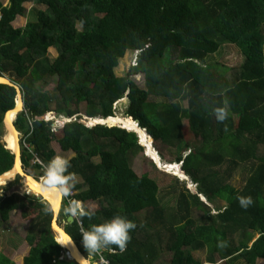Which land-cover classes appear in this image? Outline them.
Segmentation results:
<instances>
[{"label": "trees", "instance_id": "trees-1", "mask_svg": "<svg viewBox=\"0 0 264 264\" xmlns=\"http://www.w3.org/2000/svg\"><path fill=\"white\" fill-rule=\"evenodd\" d=\"M26 2L45 9L15 27L16 18L26 15ZM0 9V76L20 84L25 103L15 121L24 134L23 167L47 166L57 154L54 140L62 150L75 152L69 172L87 188L72 202H84V215L68 221L67 200L61 215L87 257L96 264L101 255L109 264H256L264 259V0H9L7 5L0 0ZM225 44H235L244 56L232 77L228 67L208 61ZM51 47L58 51L55 58ZM128 51L138 52V63L117 76ZM134 72L144 74L145 86ZM55 76L58 85L46 89ZM17 97L15 86L0 83V174L15 162L1 138L5 114ZM124 97L126 119L135 124L138 119L156 148L174 147V161L190 177L191 182L177 178L181 188L172 203L162 201L156 179L133 168L131 157L147 150L135 131L84 118L114 115V104ZM218 108L226 113L223 121L216 118ZM76 114L57 132L45 120ZM248 163H253L250 174L238 188L230 180ZM20 176L24 188L40 194ZM241 196L252 203L242 207ZM93 201L99 203L96 210L88 205ZM15 209L31 222L24 264H79L61 257L48 202L28 193L0 196L1 221L8 222ZM116 215L136 224L124 250L111 245L89 256L80 224L87 231ZM0 264L16 262L0 254Z\"/></svg>", "mask_w": 264, "mask_h": 264}, {"label": "rangeland", "instance_id": "rangeland-1", "mask_svg": "<svg viewBox=\"0 0 264 264\" xmlns=\"http://www.w3.org/2000/svg\"><path fill=\"white\" fill-rule=\"evenodd\" d=\"M5 4L9 3V0H2ZM25 6L27 8L26 15H19L16 20L13 22V25L15 27H24L28 19H34L37 17V10L38 9H45V6L43 5H34L33 2H26ZM19 19H23V21L19 22ZM27 19V21H26ZM51 57L55 58L58 56V51L55 47H51L49 49ZM137 54L136 51H128L120 60L119 65L117 66L115 73L117 76H124L129 73V71H132V67H134L137 63ZM243 54L240 51V48H238L235 44H225L220 48V50L212 55L209 56L208 61L209 62H216L222 65L223 67H228L227 70L228 76L232 77L235 69L243 62ZM221 66V67H222ZM132 77L137 81L139 85L145 86V76L143 73H135L132 75ZM58 85V77L55 76L50 81V84L47 86L46 89L53 90V88ZM128 97H124L123 99H119L115 104V117L118 115L122 116L124 119H126V112L128 108ZM81 110L84 109V106H80ZM78 114L74 115L75 118ZM111 115V116H114ZM50 115L49 118L46 116L45 120L51 121V128L54 131L55 126H60V115L58 117ZM85 117V116H84ZM109 117V116H108ZM114 117V118H115ZM127 120V119H126ZM113 123V122H112ZM111 123V124H112ZM123 123V122H122ZM109 124V123H108ZM59 130V128H58ZM57 130V131H58ZM56 131V129H55ZM56 131V132H57ZM23 134V132H21ZM24 138V134H23ZM22 144V140H21ZM53 147L57 151L56 156H58V152H62L61 147L59 143L54 140L52 142ZM161 147L158 149L155 147V144L153 142V147L158 150L161 161L163 163H175V155L176 152L174 150V147H170L167 144L162 143L160 145ZM164 153V155L162 154ZM36 155V154H35ZM75 155V152L72 150L66 151V154H61L60 156H63L67 158L68 160ZM131 164L133 168L136 170L137 173H149L151 177L157 180L161 191H160V197L162 198V201L164 203H172L174 202L175 197H177V190L181 188V184L177 182V178L180 181H188L187 177H181L177 173H175V168H169L165 166L163 168V165L156 163V160L152 159V156H150V152H140L138 154H135L130 159ZM156 161V162H155ZM253 163L243 164L238 168L236 171L234 177L230 180L235 186L238 188L242 187L246 183V179L248 178L250 174V166ZM161 165V166H159ZM175 165V164H172ZM170 166V165H169ZM30 175L32 174L37 180L41 181L44 175L43 170L37 169L35 167H30L26 169ZM14 180H11L6 182L4 185H0V196L5 194H12L14 192H20V193H27L29 192L26 187H23L22 184V176L16 175ZM74 186L71 189L73 193H75L74 188H76L77 184H80V188L77 189H86L87 186L81 185L82 180L78 176H74ZM172 186H175L174 189H171ZM77 191V190H76ZM72 193V192H70ZM69 197V195L67 196ZM216 202V201H215ZM219 204H225L223 201H218ZM88 205H90V209L96 210L99 207L98 202H90ZM218 205V204H217ZM215 212V211H214ZM58 221L60 220L63 225L66 224V221L64 220V217L59 213ZM30 220L26 219L22 215V211L20 209H15L11 212L10 219L8 222H3L0 220V254H5L6 256L10 257L12 260L16 262V264H24V259L26 256H28L31 245L29 244L27 240V232L30 227ZM54 231V230H53ZM55 232V231H54ZM59 240V239H58ZM196 255L199 259L205 260L204 254L201 252H196ZM256 264H264V259L259 258L256 260Z\"/></svg>", "mask_w": 264, "mask_h": 264}, {"label": "clouds", "instance_id": "clouds-1", "mask_svg": "<svg viewBox=\"0 0 264 264\" xmlns=\"http://www.w3.org/2000/svg\"><path fill=\"white\" fill-rule=\"evenodd\" d=\"M5 5H7V4H5ZM215 115H216L217 120L223 121L225 119L226 113L223 109L218 108L215 111ZM52 116L54 117L55 115H52ZM60 116H63V115H60ZM56 117H58V116H56ZM63 117H65V116H63ZM67 118H69V117H67ZM89 118H95V117H89ZM60 127H62V126L61 125L55 126L54 128H56V130H58V128H60ZM22 142H23V139H22ZM145 150H146V148H145ZM146 154H147V152H146ZM34 161L40 163L41 165H44L42 160H40L38 158ZM70 166H71L70 161L63 156H55L52 160H50L48 165L44 166L41 169L44 171V175H42L43 178L41 180L40 191L44 194H50L53 198H58V197L62 196L61 210H62L63 203L65 202V200H67L69 203H68L67 207L64 208V213L66 216H68V217L70 216L71 218L75 219L78 215H84V205L85 204L81 200H78L76 202H72V200L74 199V196L78 192L73 193V191L71 190L74 186L75 180H74V176L69 172ZM27 173H29V172L27 171ZM188 181H190V180H188ZM194 187H195V185H194ZM76 188H78V186H76ZM70 192H72V193H70ZM27 193L30 194V191ZM68 195H69V197H67ZM39 197L42 198V196H39ZM201 197H202V195H201ZM238 199H239L241 206L245 207V208L248 207L252 203L251 197L241 196V197H238ZM80 207H82V208H80ZM61 210H60V213H61ZM88 215L91 216L92 213L89 212ZM68 221H69V219H68ZM58 222L60 225H63L60 220ZM65 225H64V228H65ZM80 225L82 226V228H81L82 241H83L84 247L87 249V251L89 253V256L92 253L99 251L101 248L109 247L111 245H117L119 247V249L121 251H123L125 246H126L127 241L130 239V230H132L136 227V224L134 222L129 220L127 217L120 216V215H116L113 218H111L110 220H107L102 224H94L87 231H86V229L83 228L82 224H80ZM55 236H56V234H55ZM56 239H57V237H56ZM57 241H58V239H57ZM71 241L68 243H71ZM68 243H66V244H68ZM59 244L61 245V243H59ZM78 247H79V245H78ZM61 257H63V250H62V256ZM85 257L92 264H96L90 258H88L86 255H85ZM70 260H72V259H70ZM104 260H107V259L103 255H101L99 262L101 264H106L104 262ZM108 264H109V261H108Z\"/></svg>", "mask_w": 264, "mask_h": 264}, {"label": "water", "instance_id": "water-1", "mask_svg": "<svg viewBox=\"0 0 264 264\" xmlns=\"http://www.w3.org/2000/svg\"><path fill=\"white\" fill-rule=\"evenodd\" d=\"M0 83H6V84H9V85H12V86H15V88H16V90H17V94H18V98L16 99V105L11 109L12 111H15V113H16V117H15V119H10V125H11V129H9L8 127H7V124H6V120H7V118H8V113H9V111H11V110H9V111H7L6 112V114H5V118H4V123H5V134L2 136V138H1V143L3 144V145H5L8 149H11L13 152H14V154H15V162H14V166H13V168H11L10 170H8V171H6V172H4V173H1L0 174V176H3V175H6L7 173H9L10 171H13L14 169H16V168H18L17 167V165H18V163H19V159L21 160V162H20V165H21V169H20V171L18 172V175H27V171H26V169L23 167V163H22V158H21V156H22V144H21V140L23 139V134L21 133V131H19L18 130V128L16 127V125H15V121H16V118H17V114L19 113V112H21V111H23L24 110V107H25V103H24V98H23V91H22V89H21V86H20V84H18L17 82H15L12 78H10L9 76H6V75H4V76H0ZM18 99H19V102L20 103H18ZM109 117H111V116H109ZM109 117H100V118H102L103 120L104 119H107V118H109ZM72 118H75V116H73V117H69V118H67V117H63V116H60V125L63 127L64 126V124L66 123V122H68V121H71L72 120ZM135 121H136V123H137V126H138V128L139 129H143L144 131H146L147 132V130L145 129V128H143V127H141L140 126V121L138 120V119H134ZM96 124H105V125H117V126H119V127H122V128H126L127 130H129V131H135L138 135H139V142H140V144L142 145V146H144L145 148L147 147L146 146V144H144L143 143V141L141 140V135H140V132L138 131V130H136V129H129V128H127V127H125V126H122V125H119V124H108V122H97ZM11 132H13V135L15 134V144H16V146H15V148H11L10 146H9V144H8V142H7V139H6V135H8V134H10ZM148 133V132H147ZM148 135L151 137V139H152V142H154V139H153V137L148 133ZM153 145V144H152ZM153 149H155L154 147H153ZM156 150V149H155ZM146 152H147V150H146ZM156 152H157V154H159V152L156 150ZM159 161L161 162V163H163L162 161H161V156H160V154H159ZM157 163V162H156ZM176 163V165H178L179 166V169H180V166H181V163H178V162H175ZM164 165H163V168H165V166H166V164L165 163H163ZM159 166H161V165H159ZM181 170V169H180ZM17 175V174H16ZM187 178V180H189V176H187L186 174H184ZM11 180H14V179H10L9 181H11ZM189 185H193L192 183H190L189 182ZM30 194H32V195H37V196H42V198H43V200L44 201H46V202H49V200L48 199H46L45 197H44V195L43 194H37V193H30ZM202 199L203 200H205V201H207L206 200V198L202 195ZM50 203V202H49ZM51 204V203H50ZM51 206H52V208H53V219H52V229L55 231V234H56V237H57V239H58V232L56 231V229H55V226L57 227V228H62L63 229V233H65V235L67 236V237H70L71 238V240H72V242H73V247H74V249H75V251L80 255V256H82L83 258H84V260H86L87 258L85 257V255L81 252V250H80V248L78 247V245L76 244V242H75V240L73 239V237L65 230V228H64V225H60L59 224V222H58V216H59V213H60V210H61V203H60V208H59V210H58V213L55 211V209H54V207H53V205L51 204ZM68 219H69V221L70 222H73L74 221V219L73 218H71L70 216L68 217ZM58 242L59 243H61V241L60 240H58ZM61 246L63 247V257L62 258H65V259H74V260H76L79 264H83L82 262H80L79 261V259H76V258H72L71 256H70V250L67 248V247H65L62 243H61Z\"/></svg>", "mask_w": 264, "mask_h": 264}, {"label": "bare ground", "instance_id": "bare-ground-1", "mask_svg": "<svg viewBox=\"0 0 264 264\" xmlns=\"http://www.w3.org/2000/svg\"><path fill=\"white\" fill-rule=\"evenodd\" d=\"M18 103H20L19 102V99H18ZM116 115H114V116H111V117H109V118H107V119H102V118H100V117H95V118H89V117H84V118H86L87 120H88V122H89V124H95V123H97V122H108L109 124L110 123H121L123 126H125V127H127V128H129V129H136V130H138L139 132H140V135H141V140L143 141V143L144 144H146V148H147V150H148V152H150V156H152V159L153 160H156L157 161V163H159V164H161V165H164L163 163H161L160 161H159V154H157L154 150H153V148H152V145H151V141H150V139H149V137H148V134H147V132L146 131H144L143 129H139L138 128V126H137V124H135V123H133V122H130V121H128V120H126V119H124L122 116H120V115H118L117 117H115ZM15 117H16V113H15V111H9V113H8V118H7V120H6V124H7V127L9 128V129H11V125H10V119L12 120V119H15ZM115 117V118H114ZM49 118V117H48ZM123 122V123H122ZM15 134L13 135V132H11L10 134H8V135H6V139H7V142H8V144H9V146L11 147V148H15V146H16V144H15ZM20 162H21V160L19 159V163H18V165H17V167L18 168H16V169H14L13 171H10L9 173H7L6 175H3V176H0V185L1 184H5L6 182H8L10 179H13V178H15L16 177V174H18V172L20 171V169H21V165H20ZM166 164V166L167 167H171L172 169L173 168H175V173H177L178 175H180L181 177H186L185 175H184V173H181V172H179L180 171V169H179V166L178 165H176V163H165ZM172 164H175V165H172ZM170 165V166H169ZM170 168V169H171ZM26 178H27V180H28V182L30 183V185H32L33 187H34V189L38 192V193H40V194H43L44 195V197L46 198V199H48L49 200V202L53 205V207H54V209H55V211L58 213V210H59V208H60V203H61V200H62V196H60V197H58V198H53L50 194H44V193H42L41 191H40V187H41V181H39V180H37L34 176H32V175H30L29 173H27V175H24ZM186 179V178H185ZM11 182V181H10ZM55 229H56V231L58 232V239L61 241V243L65 246V247H67L69 250H70V252L71 253H73L74 255H76V257L79 259V261L80 262H82L83 264H92L88 259H86V260H84V258L82 257V256H80L76 251H75V249H74V247H73V242L71 241V238L70 237H67L66 235H65V233H63V229L62 228H57L56 226H55ZM67 238V239H66ZM71 241V243H68V242H70ZM66 243H68V244H66ZM76 258V259H77Z\"/></svg>", "mask_w": 264, "mask_h": 264}, {"label": "crops", "instance_id": "crops-1", "mask_svg": "<svg viewBox=\"0 0 264 264\" xmlns=\"http://www.w3.org/2000/svg\"><path fill=\"white\" fill-rule=\"evenodd\" d=\"M20 21H23V19H19V22H20ZM26 21H27V19H26ZM147 134H148V133H147ZM148 137H149V136H148ZM153 150H154V149H153ZM61 151H62V152H60V153L58 152V156H60L61 154H64V153L66 154V151H64V150H61ZM56 152H57V151H56ZM156 153H157V152H156ZM179 172H181V171H179ZM181 173H182V172H181ZM32 176H33V175H32ZM73 176H76V175H73ZM78 177H79V176H78ZM79 178H80V177H79ZM80 179H81V178H80ZM189 180H190V178H189ZM85 186H86V185H85ZM79 188H80V187H79ZM74 189L77 190V191L75 190V193L84 190V189H77V188H74Z\"/></svg>", "mask_w": 264, "mask_h": 264}, {"label": "built area", "instance_id": "built-area-1", "mask_svg": "<svg viewBox=\"0 0 264 264\" xmlns=\"http://www.w3.org/2000/svg\"><path fill=\"white\" fill-rule=\"evenodd\" d=\"M1 17H2V13H1V10H0V19H1ZM56 129V128H55ZM80 208H82V207H80ZM104 262L106 263V264H108V261L107 260H104Z\"/></svg>", "mask_w": 264, "mask_h": 264}, {"label": "flooded vegetation", "instance_id": "flooded-vegetation-1", "mask_svg": "<svg viewBox=\"0 0 264 264\" xmlns=\"http://www.w3.org/2000/svg\"><path fill=\"white\" fill-rule=\"evenodd\" d=\"M89 258V257H88Z\"/></svg>", "mask_w": 264, "mask_h": 264}]
</instances>
